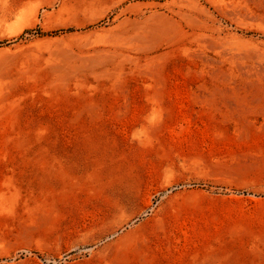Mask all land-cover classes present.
Wrapping results in <instances>:
<instances>
[{"label": "rangeland", "instance_id": "rangeland-1", "mask_svg": "<svg viewBox=\"0 0 264 264\" xmlns=\"http://www.w3.org/2000/svg\"><path fill=\"white\" fill-rule=\"evenodd\" d=\"M0 264H264V0H0Z\"/></svg>", "mask_w": 264, "mask_h": 264}]
</instances>
